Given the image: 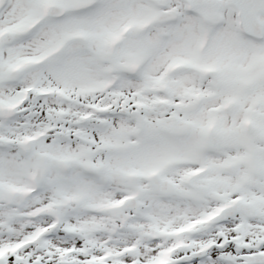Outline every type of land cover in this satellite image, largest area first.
Listing matches in <instances>:
<instances>
[{"label":"snow or ice","instance_id":"1","mask_svg":"<svg viewBox=\"0 0 264 264\" xmlns=\"http://www.w3.org/2000/svg\"><path fill=\"white\" fill-rule=\"evenodd\" d=\"M0 264H264V0H0Z\"/></svg>","mask_w":264,"mask_h":264}]
</instances>
